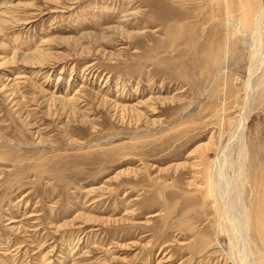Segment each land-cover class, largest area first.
I'll list each match as a JSON object with an SVG mask.
<instances>
[{"label": "rangeland", "instance_id": "374dc122", "mask_svg": "<svg viewBox=\"0 0 264 264\" xmlns=\"http://www.w3.org/2000/svg\"><path fill=\"white\" fill-rule=\"evenodd\" d=\"M259 1L0 0V264H233L229 227L264 264V91L232 141L226 26Z\"/></svg>", "mask_w": 264, "mask_h": 264}, {"label": "bare ground", "instance_id": "6f19581e", "mask_svg": "<svg viewBox=\"0 0 264 264\" xmlns=\"http://www.w3.org/2000/svg\"><path fill=\"white\" fill-rule=\"evenodd\" d=\"M258 3V7L256 8L255 12H254V15L252 16L251 18V22H252V26H253V31H247V25L248 23L246 24H242L238 21H235L233 19H231V17L228 18V21H227V30L228 31H231L234 35V37L238 38L239 36L241 37V39L243 38L244 34H250L252 36V39H253V48L252 49H249V53L248 56H249V59H250V62H249V66H248V70H247V75H246V78H245V82L243 83H237V86H238V89H237V96L235 97L236 100H234L235 102V105H236V114L234 116V118L229 122L230 126L232 127L231 128V131H230V138L232 139V141H239V140H242L243 138V132H244V128H245V125L248 123V119H250V115L252 113L251 110L248 111V109L250 108V99H253L254 95L256 92H259L261 91H264V47L263 48H260V44L259 42L261 41L260 39H258V37H262L264 36V33L262 32V25H263V16H264V0H260L259 2H256ZM245 22V21H244ZM263 29H264V26H263ZM263 33V35H262ZM249 36V37H251ZM248 38V37H247ZM246 39V38H245ZM249 39V38H248ZM244 40V39H243ZM260 40V41H259ZM246 41V40H245ZM229 40L228 38L226 37L224 39V43H223V50H224V60L223 62L221 63V65H223V69L225 68L224 65L226 64L228 58H229V55L231 54L230 53V50H229ZM242 42V41H241ZM250 42V40H249ZM248 42V43H249ZM247 43V41L245 42ZM245 43H243L242 45H244ZM251 45V44H249ZM248 45V46H249ZM251 47V46H250ZM246 48V47H245ZM247 49V48H246ZM230 59V58H229ZM217 61H219V59L217 58ZM216 61V63H217ZM229 61V60H228ZM227 73V72H226ZM225 73V74H226ZM224 74V73H223ZM224 76V75H222ZM226 77V76H225ZM227 78V77H226ZM232 78V77H231ZM228 79V78H227ZM239 80V79H238ZM243 80V79H242ZM226 82L229 83L228 80H225ZM242 82V81H241ZM233 83V82H232ZM228 86V85H227ZM229 87V86H228ZM227 88V87H226ZM242 89V90H241ZM224 90V89H223ZM228 90V89H227ZM240 90L243 91V95H239L238 93H240ZM224 93V92H223ZM234 93V92H233ZM241 94V93H240ZM260 94V93H258ZM260 99V98H259ZM256 102V101H255ZM227 104V103H226ZM230 104V103H229ZM228 104V105H229ZM234 104V103H232ZM258 105V104H257ZM254 106V105H253ZM235 107V106H234ZM252 107V106H251ZM228 108H230L228 106ZM227 106L224 105V106H221V109H218L217 112L215 113V116H217L218 118V123L216 124H219L218 128H216L218 131H219V137H222L223 134H224V131L222 133V124L224 123V125L226 124L225 121L226 119H223L222 118V115L226 117V111H227ZM233 109V108H232ZM259 109V108H258ZM229 110V109H228ZM255 111V110H254ZM218 112H222V114H218ZM235 112V111H234ZM233 112V113H234ZM228 113V112H227ZM219 115V116H218ZM222 118V119H221ZM225 120V121H224ZM216 121V120H214ZM224 121V122H223ZM227 122V121H226ZM224 137V136H223ZM222 139V138H221ZM245 140V139H244ZM237 141V142H238ZM240 142V141H239ZM241 143V142H240ZM236 144V143H235ZM234 145V144H233ZM223 146V145H221ZM244 146V145H243ZM240 149V148H239ZM214 152L216 153L217 157H218V160L217 162H219V160L221 158H223V155H224V148L222 149V147H218V144L216 145V147H214ZM244 151V150H243ZM245 154V153H244ZM227 155V154H226ZM226 157V156H225ZM233 162V161H232ZM240 163V162H239ZM243 164V163H242ZM222 164L219 162L216 164V168H215V174L218 175V177L220 178L221 177V174H222V170H220ZM242 168V167H241ZM238 172V171H237ZM222 180V179H221ZM242 182V181H241ZM264 183V182H263ZM231 187V186H230ZM264 191V184H263V190ZM224 195V194H223ZM223 197V196H222ZM226 197V196H225ZM264 200V197L262 198ZM223 200L224 197H223ZM262 200V201H263ZM263 205L262 207L260 208L259 210V214L257 216V219L259 221V227L261 229V240H262V244H263V248H264V201L262 202ZM244 210V209H243ZM241 223L240 225L244 227L243 231L241 229L238 230V228L240 227H237V229L235 230H238V231H242L243 233H241V236H242V240H243V243L245 244V246H242L246 249V252L248 250V248L250 247V244H251V241L249 239L250 236H248V220H249V216H248V212L247 210H245V214L243 213L242 217L240 218ZM234 221V220H233ZM240 222V221H239ZM245 223V225H244ZM227 233V236L229 238V241H230V250H231V253L230 254H224L227 259H231V261L233 262V264H249V261H248V256H243L241 255L242 253L239 254V251L237 250V248L235 247V235L236 233L233 231V227H229V229H227L226 231ZM225 233V234H226ZM235 233V235L233 234ZM221 234V233H220ZM221 236V235H220ZM216 244L215 246H218V245H221L219 243V238L218 236H216ZM236 243V242H235ZM240 245V244H239ZM219 248V247H217ZM242 248V250L244 249ZM262 248V249H263ZM223 251V249H221ZM251 251V250H250ZM242 252H245L242 251ZM264 252V251H262ZM248 254V253H247ZM225 257V258H226ZM246 258V259H245ZM261 261L264 260V254L261 253Z\"/></svg>", "mask_w": 264, "mask_h": 264}]
</instances>
